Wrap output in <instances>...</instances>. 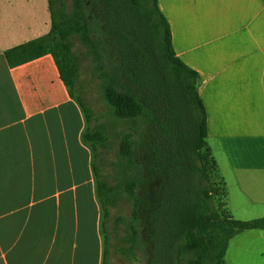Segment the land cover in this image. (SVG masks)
I'll return each mask as SVG.
<instances>
[{
    "label": "crops",
    "instance_id": "obj_1",
    "mask_svg": "<svg viewBox=\"0 0 264 264\" xmlns=\"http://www.w3.org/2000/svg\"><path fill=\"white\" fill-rule=\"evenodd\" d=\"M157 4L176 56L199 75L227 210L234 219L263 217L264 0ZM50 27L48 0H0V264H104V256L108 264L111 220L84 113L51 55L13 67L4 55ZM252 235L264 240V230L236 235L224 264H257L240 259L235 244Z\"/></svg>",
    "mask_w": 264,
    "mask_h": 264
},
{
    "label": "trees",
    "instance_id": "obj_2",
    "mask_svg": "<svg viewBox=\"0 0 264 264\" xmlns=\"http://www.w3.org/2000/svg\"><path fill=\"white\" fill-rule=\"evenodd\" d=\"M48 6V34L4 55L12 67L53 57L60 79L84 113L83 139L95 160L97 146L106 140L104 127H89L91 111L74 93L79 57L73 40L86 48L101 81L107 116L132 125L119 138L113 164L119 183L109 185L94 166L104 217L119 200L132 205L126 250L147 243L148 264H224L230 240L264 230V216L241 221L226 208L224 182L206 142L199 75L176 56L157 0H48ZM184 255L189 257L181 261Z\"/></svg>",
    "mask_w": 264,
    "mask_h": 264
},
{
    "label": "rangeland",
    "instance_id": "obj_3",
    "mask_svg": "<svg viewBox=\"0 0 264 264\" xmlns=\"http://www.w3.org/2000/svg\"><path fill=\"white\" fill-rule=\"evenodd\" d=\"M73 51L79 57V76L76 88L74 89L75 96L81 98L91 111L92 117L89 127L98 129L104 127L103 133L106 140L102 145L97 146L96 159L94 161L100 174L108 184L115 186L120 181L118 173L116 174L117 170L113 167L117 159L119 138L123 133L130 132L132 125L126 122L115 121L113 118L107 116V107L102 95L101 81L96 76L92 58L87 54L86 48L77 39L73 40ZM225 202L231 201L226 198ZM108 211L109 220H111L109 230L112 227V231H109L108 264H147L146 254L144 253L148 248L147 243L145 245H140L139 243V247H136L133 252L126 250L129 248L131 241L130 225H133L134 222L131 203L125 199L119 200L113 206L108 207ZM135 224L138 235L143 236V224L141 222ZM243 238V240L237 239L235 243L236 245L240 243L241 249H243L240 251L242 253L239 254V258H246L250 262L257 264L260 263L259 261L262 260L260 254L264 253V240H260L256 235ZM246 250L247 255L245 253ZM150 256L152 258V253H150ZM186 257H189V255H184V258L181 257L180 260L184 261ZM262 262L264 263V260ZM159 264H165V262L161 261Z\"/></svg>",
    "mask_w": 264,
    "mask_h": 264
},
{
    "label": "flooded vegetation",
    "instance_id": "obj_4",
    "mask_svg": "<svg viewBox=\"0 0 264 264\" xmlns=\"http://www.w3.org/2000/svg\"><path fill=\"white\" fill-rule=\"evenodd\" d=\"M152 247V245H150V248Z\"/></svg>",
    "mask_w": 264,
    "mask_h": 264
},
{
    "label": "water",
    "instance_id": "obj_5",
    "mask_svg": "<svg viewBox=\"0 0 264 264\" xmlns=\"http://www.w3.org/2000/svg\"><path fill=\"white\" fill-rule=\"evenodd\" d=\"M148 262H149V260H148ZM148 262H147V264H148Z\"/></svg>",
    "mask_w": 264,
    "mask_h": 264
}]
</instances>
